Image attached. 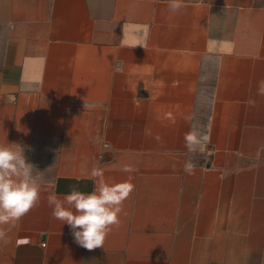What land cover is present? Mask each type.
<instances>
[{
  "label": "crops",
  "instance_id": "crops-1",
  "mask_svg": "<svg viewBox=\"0 0 264 264\" xmlns=\"http://www.w3.org/2000/svg\"><path fill=\"white\" fill-rule=\"evenodd\" d=\"M183 2L0 0V144L43 172L0 264H264V0ZM93 168L134 190L88 250L47 197Z\"/></svg>",
  "mask_w": 264,
  "mask_h": 264
},
{
  "label": "clouds",
  "instance_id": "clouds-1",
  "mask_svg": "<svg viewBox=\"0 0 264 264\" xmlns=\"http://www.w3.org/2000/svg\"><path fill=\"white\" fill-rule=\"evenodd\" d=\"M168 7L175 13L185 4L183 0H169ZM258 94L264 95V81ZM185 170L190 172L192 165L187 164ZM42 173L27 161L21 145L0 144V241L4 244L9 243L11 228L39 202ZM91 178L95 181L91 192L73 187L63 198L54 192L47 197L53 218L69 225L75 242L88 250L104 246L113 226H119L123 203L134 190L127 181L109 182L99 168H93Z\"/></svg>",
  "mask_w": 264,
  "mask_h": 264
},
{
  "label": "built area",
  "instance_id": "built-area-1",
  "mask_svg": "<svg viewBox=\"0 0 264 264\" xmlns=\"http://www.w3.org/2000/svg\"><path fill=\"white\" fill-rule=\"evenodd\" d=\"M43 245H46V243H45V242H43Z\"/></svg>",
  "mask_w": 264,
  "mask_h": 264
}]
</instances>
